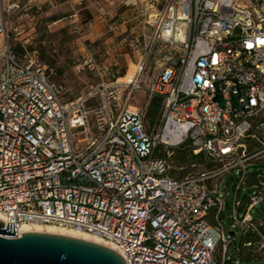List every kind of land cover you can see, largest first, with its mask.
Returning <instances> with one entry per match:
<instances>
[{
	"label": "built area",
	"instance_id": "obj_1",
	"mask_svg": "<svg viewBox=\"0 0 264 264\" xmlns=\"http://www.w3.org/2000/svg\"><path fill=\"white\" fill-rule=\"evenodd\" d=\"M39 12L35 0H0L4 228L15 223V237L27 224L96 234L116 247L125 264H244L237 243L229 257L236 233L230 237L226 228L228 202L220 191L224 176L238 172L230 223L256 236L264 256V221L252 214L264 201V182L238 199L249 166L264 156V147L251 152L245 142L264 114V6L252 0H165L148 21L146 41H132L140 52L133 77L112 82L146 91L145 109L135 110L114 107L105 91L96 104L94 90L63 97L39 51L27 47ZM23 34L19 54L11 35ZM152 60L154 77L145 86ZM85 64L102 78L115 77L92 58ZM154 96L163 97L162 121L149 128L146 113ZM187 139L195 153L218 166L172 177L171 148Z\"/></svg>",
	"mask_w": 264,
	"mask_h": 264
},
{
	"label": "rangeland",
	"instance_id": "obj_2",
	"mask_svg": "<svg viewBox=\"0 0 264 264\" xmlns=\"http://www.w3.org/2000/svg\"><path fill=\"white\" fill-rule=\"evenodd\" d=\"M248 1L249 0H239V3L244 5L247 4ZM252 2L257 3L259 6H264V0H252ZM50 24L51 23L47 22V17L44 18V21L39 20L36 31L33 33L31 44H28L27 47L39 51L42 61L52 70L51 78L63 86V97L65 99H74L85 92L94 90L97 94L92 103L96 104L100 100L101 92L105 91L110 96L114 107H130L133 110L136 108L145 109L148 96L144 89L130 92L128 89H123V87L117 83L112 84L115 78H117V73L115 77L104 76L102 78L96 70L92 69L88 64H85V61L92 58L94 64L99 68L108 66L114 71L119 69L120 74L125 71L124 75L122 74L121 77H128L129 74L135 70V64L130 65L128 72L125 68L115 65V59H119L117 55L118 53L120 54L119 51L107 53L105 43L101 41L92 42L90 39H87L84 29L76 27V24L70 23L68 20L58 23L57 25L54 24L49 26ZM112 33L113 32H111V34ZM11 37V43L17 47L26 39L24 34L20 36L11 35ZM1 39L0 37V42ZM126 51L130 52V48H127ZM111 56H113L114 59L110 58ZM154 72L155 63L154 60H152L150 67L143 75L142 82L145 86L153 79ZM261 118H264V114L255 119L254 124H257V127L250 135V138L256 139L259 142V146L257 145L258 147L256 146V148L250 150V141L246 138L245 142L248 151L253 152L264 147V119L261 120ZM169 163L170 166H174L171 161H169ZM199 169L200 167H197V169L190 174L200 172ZM249 169L250 171L257 169L264 171V156L255 159L249 166ZM239 179L240 173L238 172L226 174L220 187L222 197L228 202V207L224 213L226 228L230 237L232 236L231 231H235L236 233L235 242L229 249V257H232L236 243L241 247L245 237L242 229L236 224L230 223L229 219L231 207L237 196L236 185ZM250 193V189L243 186L239 191L238 199L246 200ZM252 214L256 219L264 221V201L260 207H256L252 210ZM239 261L244 264H264V256L249 262L241 260V258H239Z\"/></svg>",
	"mask_w": 264,
	"mask_h": 264
},
{
	"label": "crops",
	"instance_id": "obj_3",
	"mask_svg": "<svg viewBox=\"0 0 264 264\" xmlns=\"http://www.w3.org/2000/svg\"><path fill=\"white\" fill-rule=\"evenodd\" d=\"M35 3L40 8L38 21L47 17L49 26L65 20L76 24L84 29L87 39L105 43L107 53L119 51L115 65L128 70L140 57L132 46L133 39L146 41L152 30L148 21L164 7L165 0H35ZM113 72L117 77L125 73L120 74L119 69Z\"/></svg>",
	"mask_w": 264,
	"mask_h": 264
},
{
	"label": "water",
	"instance_id": "obj_4",
	"mask_svg": "<svg viewBox=\"0 0 264 264\" xmlns=\"http://www.w3.org/2000/svg\"><path fill=\"white\" fill-rule=\"evenodd\" d=\"M216 100L223 105L221 95ZM15 236V223L4 228L0 220V264H125L113 248L84 238L43 231Z\"/></svg>",
	"mask_w": 264,
	"mask_h": 264
},
{
	"label": "trees",
	"instance_id": "obj_5",
	"mask_svg": "<svg viewBox=\"0 0 264 264\" xmlns=\"http://www.w3.org/2000/svg\"><path fill=\"white\" fill-rule=\"evenodd\" d=\"M15 50L22 54L24 53V48L22 45L14 46ZM162 113H163V97L162 96H154L150 104L148 106L146 120L147 125L149 128H152L154 125H159L162 121ZM264 118H261L263 120ZM257 127V124L253 125V128L250 132ZM248 136L249 142V149L252 150L259 146V142L256 139L250 138ZM252 142V143H251ZM257 146V147H258ZM158 155L164 154V146L159 145L156 149ZM171 155L169 156L168 160L173 163V167H170L169 174L172 177L181 179L188 176L191 172L195 171L197 167H200V172L205 170H210L218 166L217 163L207 159L203 152L195 153L194 148L190 139L185 140L181 144L171 148ZM261 182H264V171L262 170H254L247 173L244 177V180L241 182L243 186L248 187L249 189L253 188L254 186L260 185ZM248 197V196H247ZM244 241L242 246L240 247L239 257L241 260L244 261H253L260 257H262V253L257 251L258 244H257V237L254 236L252 233L244 234ZM252 242L253 245L248 246L247 243Z\"/></svg>",
	"mask_w": 264,
	"mask_h": 264
},
{
	"label": "bare ground",
	"instance_id": "obj_6",
	"mask_svg": "<svg viewBox=\"0 0 264 264\" xmlns=\"http://www.w3.org/2000/svg\"><path fill=\"white\" fill-rule=\"evenodd\" d=\"M135 71V70H134ZM134 71L129 74L128 77H122L123 80H129L133 77ZM0 220H3V217L0 215ZM21 230L24 231H43V232H52V233H60V234H66L70 236L80 237L87 240H91L100 244H104L106 246H109L113 248L114 250H117L116 247L108 242L107 240L103 239L102 237L91 234L83 231H78L73 228L63 227V226H57V225H42V224H27L24 225Z\"/></svg>",
	"mask_w": 264,
	"mask_h": 264
}]
</instances>
